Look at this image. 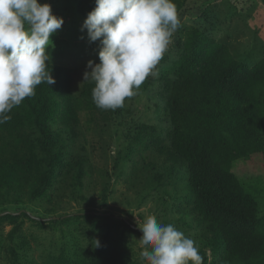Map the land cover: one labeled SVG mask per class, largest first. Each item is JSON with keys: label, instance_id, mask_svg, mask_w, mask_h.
<instances>
[{"label": "trees", "instance_id": "16d2710c", "mask_svg": "<svg viewBox=\"0 0 264 264\" xmlns=\"http://www.w3.org/2000/svg\"><path fill=\"white\" fill-rule=\"evenodd\" d=\"M174 3L180 25L172 39L180 52L159 77L169 127L162 136L154 126H135L130 145L140 146L137 160L123 154L131 164L128 189L137 206L146 199H154L157 206L167 199L178 202L165 224L194 231L188 237L196 242L203 264H264V216L232 172L235 161L264 155V58L249 66L198 28L186 30L181 25L185 0ZM94 7L95 0H78L74 15L85 20ZM49 70L55 83L38 85L35 95L0 124V225H12L5 236L9 264H38L17 251L21 241L15 238L26 219L43 227L79 215L105 232L111 224H122L141 234L110 211L112 175L92 161L95 144L102 156L109 153L108 132L116 113L96 107L94 82L78 78L76 70L51 63ZM151 83L149 76L135 96L146 93ZM111 163L113 172L121 168L118 158ZM96 177L101 183L99 199L90 201L105 209L58 216L62 197L86 200L81 194L84 183ZM51 191L60 194L54 202L57 210L42 206L43 198L52 202L47 197ZM133 199L124 200L130 204ZM89 264L132 263L120 248L108 247Z\"/></svg>", "mask_w": 264, "mask_h": 264}, {"label": "rangeland", "instance_id": "374dc122", "mask_svg": "<svg viewBox=\"0 0 264 264\" xmlns=\"http://www.w3.org/2000/svg\"><path fill=\"white\" fill-rule=\"evenodd\" d=\"M78 0H38L40 4H50L53 15L63 18L64 24L50 39L53 46L49 49L50 63L61 65L76 70L75 74L82 78V69L88 61L98 62L99 41L89 42L87 30L81 31L84 20L74 15V6ZM185 8L182 12L181 25L188 30L196 27L204 34L212 37L216 42L226 45L235 59L247 63L249 66L256 64L264 58V0H185ZM180 48L173 44V39L163 59L155 69L156 75L150 76L152 83L146 93L134 96L125 101L122 108L111 110L116 113L111 118V128L108 136L112 138L109 153L102 156L99 144H95L93 164L95 168H103L112 176L107 195V205L110 211L126 222L139 227L147 216L154 215L157 221L167 225L171 220L172 212L179 206L178 202L172 203L167 199L166 204L157 206L154 199H146L140 205L134 203L135 194L128 189L127 174L131 164L123 158L124 153L129 158L137 160L135 153L140 152V146H131L130 137L134 135L135 126L146 124L156 127L162 136L165 135L169 122L166 110V94L161 88L159 77L162 70L177 60ZM88 71V70H87ZM91 71V70H90ZM106 138V136L104 137ZM131 150L126 152L125 149ZM121 160L120 166L115 172L111 170V159ZM232 172L235 174L245 190L252 194L259 205V215L264 216V155H254L247 161L238 160L232 164ZM92 183L85 181L81 194L86 200H68L62 197L58 202L57 192L48 193L51 203L43 198L42 206L50 210H57L60 204L59 215L86 212L91 208H99L97 201L101 187L100 179L96 177ZM55 194V195H54ZM133 199L127 204L124 199ZM39 203V202H38ZM177 216V215H176ZM175 216V217H176ZM57 225L39 226L36 222L24 220L21 224L20 234L15 238L21 241L17 251L28 261L38 264H89L93 256L104 248H120L125 252L127 260L132 264H146L142 260L140 252L142 246L139 234L134 229H128L122 224L110 225L100 228L94 223L86 221L82 216ZM175 227L182 231L180 226ZM12 225H0V264H9L6 254V234ZM194 231L185 232V236ZM99 241V247H96ZM207 261L210 255L207 252Z\"/></svg>", "mask_w": 264, "mask_h": 264}, {"label": "clouds", "instance_id": "9594fccd", "mask_svg": "<svg viewBox=\"0 0 264 264\" xmlns=\"http://www.w3.org/2000/svg\"><path fill=\"white\" fill-rule=\"evenodd\" d=\"M63 18L38 0H0V124L12 110L35 95L41 83H55L49 70L50 37ZM180 25L174 0H95L81 31L89 42L99 41V63L89 60L83 79L94 82L97 108L116 110L135 96L163 59ZM140 256L146 264H203L196 242L173 224L154 215L138 226ZM99 247V241H96Z\"/></svg>", "mask_w": 264, "mask_h": 264}]
</instances>
